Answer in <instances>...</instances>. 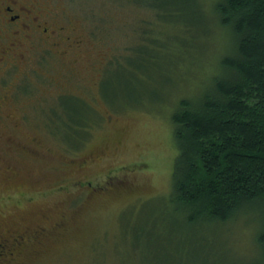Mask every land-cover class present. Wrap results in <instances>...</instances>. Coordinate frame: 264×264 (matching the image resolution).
I'll use <instances>...</instances> for the list:
<instances>
[{
    "label": "rangeland",
    "instance_id": "1",
    "mask_svg": "<svg viewBox=\"0 0 264 264\" xmlns=\"http://www.w3.org/2000/svg\"><path fill=\"white\" fill-rule=\"evenodd\" d=\"M33 1L44 26L72 38L54 54L26 41L29 73H5L0 43V80L15 91L1 150L16 168L6 178L0 166V229H41L0 264H264L255 209L190 225L171 197L172 115L209 89L233 48L219 0H198L194 17L178 0ZM80 119L88 126L71 128Z\"/></svg>",
    "mask_w": 264,
    "mask_h": 264
},
{
    "label": "trees",
    "instance_id": "2",
    "mask_svg": "<svg viewBox=\"0 0 264 264\" xmlns=\"http://www.w3.org/2000/svg\"><path fill=\"white\" fill-rule=\"evenodd\" d=\"M197 2L173 6L186 12L189 4L194 17ZM214 11L233 48L209 89L182 98L172 115V202L190 225L226 224L253 209L264 224V0H219ZM72 124L79 130L89 123ZM258 243L264 260V225Z\"/></svg>",
    "mask_w": 264,
    "mask_h": 264
},
{
    "label": "flooded vegetation",
    "instance_id": "3",
    "mask_svg": "<svg viewBox=\"0 0 264 264\" xmlns=\"http://www.w3.org/2000/svg\"><path fill=\"white\" fill-rule=\"evenodd\" d=\"M67 30L64 26H61V28L44 26L42 15H40L33 0H0V43H3L1 64L5 73L14 70L24 73L32 72L31 70L28 72L31 67L24 66L25 63H23L26 61L27 51L24 49L26 41H30L31 44L40 42L41 45L46 46L45 53L52 52L54 54L56 47L59 48L63 42L71 40L72 36L70 34L66 36L65 34L68 32ZM57 34L59 37H57ZM6 39H10L11 43L6 42ZM75 43H79V41ZM67 48H69V45L66 46ZM8 78L4 81L0 80V166L4 161L3 167L6 178L10 177L11 173L16 170L15 167L6 162L1 150V146L8 143L6 140L13 141L2 129V122L9 116L8 113H5V110L8 109L9 103L15 96L14 89L8 90ZM17 147L24 148L26 152L32 153V149L28 145L24 146L18 143ZM87 162V160L83 161V163ZM40 230L24 228L21 230L22 232L13 229L4 232L0 229V254L6 255L10 251L11 258L15 259L13 255L16 252L14 250L17 249V254H20V249L24 252L29 245L38 243L34 239L39 235L41 236ZM43 234L45 235V232Z\"/></svg>",
    "mask_w": 264,
    "mask_h": 264
}]
</instances>
